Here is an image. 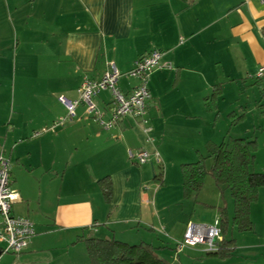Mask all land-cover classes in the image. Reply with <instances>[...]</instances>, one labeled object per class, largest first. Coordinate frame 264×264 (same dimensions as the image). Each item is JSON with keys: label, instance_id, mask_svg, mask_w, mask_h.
Here are the masks:
<instances>
[{"label": "crops", "instance_id": "0c3cea01", "mask_svg": "<svg viewBox=\"0 0 264 264\" xmlns=\"http://www.w3.org/2000/svg\"><path fill=\"white\" fill-rule=\"evenodd\" d=\"M153 50L164 56L149 80L147 125L127 117L105 130L81 105L73 122L33 138L66 116L60 96L76 100L85 78L101 79L110 64L126 74ZM263 64L264 0H0V157L10 159L20 195L13 213L36 230L21 256L1 255L0 264H91L84 242L91 238L149 244L169 263L182 264L185 252L189 264L194 255L218 260L203 247L176 251L190 222L221 218L208 213L196 221L195 202L183 197L181 166L205 156L209 143L227 141L222 120L229 131L243 124L242 106L225 117L219 102L227 85L248 84ZM19 67L37 78L34 97L17 98ZM139 84L123 77L118 86L130 94ZM31 101L38 106L28 114ZM95 102L106 109L112 95L102 92ZM140 150L158 152L161 161L136 165L129 152ZM105 178L110 201L101 190ZM225 206L232 217L234 203ZM253 224L240 234L264 238V225L258 235Z\"/></svg>", "mask_w": 264, "mask_h": 264}, {"label": "built area", "instance_id": "2783aa9c", "mask_svg": "<svg viewBox=\"0 0 264 264\" xmlns=\"http://www.w3.org/2000/svg\"><path fill=\"white\" fill-rule=\"evenodd\" d=\"M163 56L162 51L153 50L141 57L134 68L126 74H122L115 64H110L109 70L101 79L85 78L80 86L78 99L59 97L60 104L67 112L66 116L59 118L50 129L36 132L33 138H39L50 130H58L73 122L81 105L86 107V114L105 130L115 129L127 117L135 118L147 125L148 101L151 98L149 80L152 73L163 67ZM123 77L135 79L140 84L130 94H125L118 86ZM255 78L264 82V64L258 68ZM102 92H110L112 95V102L106 109H101L95 102ZM151 130L146 126L147 133ZM129 157L138 166L147 165L154 158L158 162L161 161L158 152L151 153L148 150L130 151ZM11 170L10 159L2 154L0 157V254L21 256L36 236V230L29 219L15 216L13 213V207L20 200V195L12 188ZM223 241L220 219H217L214 225L190 222L184 240L178 242L176 251L181 253L186 248L203 247L205 253L216 254L221 251Z\"/></svg>", "mask_w": 264, "mask_h": 264}, {"label": "trees", "instance_id": "16d2710c", "mask_svg": "<svg viewBox=\"0 0 264 264\" xmlns=\"http://www.w3.org/2000/svg\"><path fill=\"white\" fill-rule=\"evenodd\" d=\"M218 88V87H217ZM215 89L213 98L219 93ZM258 141L250 138H229L221 144L209 143L207 154L199 155L195 163L181 166L183 176V197L186 201H197L207 177H211L224 198L229 192L234 203L233 216L227 207H221L220 226L224 235L221 251L208 256L229 259L235 253L237 243L227 236L232 225L239 233L254 231L251 207L259 200V192L264 188V173L252 171L256 162ZM211 161V167L208 162ZM159 184L162 177H156ZM101 190L107 200L112 196L109 178L100 181ZM91 264H170L159 257L157 249L149 244L130 245L117 240L91 238L84 240Z\"/></svg>", "mask_w": 264, "mask_h": 264}, {"label": "rangeland", "instance_id": "374dc122", "mask_svg": "<svg viewBox=\"0 0 264 264\" xmlns=\"http://www.w3.org/2000/svg\"><path fill=\"white\" fill-rule=\"evenodd\" d=\"M32 58V57H30ZM22 67H19L18 71V85L21 86L17 89V98L22 97H34L35 95L32 94L31 90L32 87L37 84V82L34 79H37L34 77V75L31 76V72L29 71V68H27L25 71H22ZM254 76V75H253ZM154 77V73L151 75V79ZM259 85L264 86V82L256 83L255 77L252 79H249L248 84H238L237 86H228L225 87V100H222L219 102V107L222 109V115L226 117L227 113L232 112L231 107H236V104L238 106H242L244 109V112L242 114H245V117L243 119V124H241L239 127L234 126L232 131H229L230 128L227 126H224L225 122L222 120L220 124L218 125V129H226V139L229 138H250L252 140L258 141V152H257V161L252 167L253 172L257 173H264V115L260 114V108L259 103H257L258 100V92H259ZM163 90V89H162ZM256 93V96H255ZM34 95V96H33ZM236 98H239L240 102L236 103L234 100ZM241 98V99H240ZM29 99V98H28ZM32 104L26 106V112L29 114L34 110L33 108L37 107L38 105L31 101ZM150 100L148 101V103ZM214 108V106L212 107ZM228 111V112H227ZM241 114H239L240 116ZM226 119V118H225ZM226 122L231 123V119H226ZM218 143H221L223 141V137L221 139H217ZM12 181V178H11ZM214 180L209 176L207 177L204 187L200 193V196L197 201L195 202L196 207V214L195 218L196 221H202V218L207 216L209 213L210 215H214L215 213H220V210H218L221 207H224L225 205H230V209H232V198L230 196L229 192H225V197L223 198L222 193L218 190L216 185L214 186ZM261 200H259L257 203L253 205L252 211H253V221L257 224V234L261 235V228L262 225H264V189L261 191ZM216 202L214 204L213 202ZM204 202H209L211 206H208ZM221 202L222 205L218 206L217 209V203ZM219 211V212H218ZM198 213H202V217L199 216ZM218 214H216L217 216ZM220 216V215H219ZM210 220V219H209ZM211 222V221H208ZM214 223V218L212 220ZM207 224V223H205ZM228 238H233V236L237 239V248L235 250V253L233 256L229 259H218V260H211L210 262L207 261L208 258L204 255L203 258L199 257L200 260H198V256H189V259L192 261V264H264V238L258 239L255 238V232L249 233V234H240L236 230L232 229V225L229 226L228 230ZM183 239L180 241L182 242ZM256 247V248H255ZM188 249V248H186ZM188 255L187 252H185L183 255L179 256L180 261L182 264H189L187 262H190L188 259L185 260V257ZM170 260V259H169ZM170 263L173 264H180L179 261L173 262V260H170Z\"/></svg>", "mask_w": 264, "mask_h": 264}, {"label": "water", "instance_id": "95a60500", "mask_svg": "<svg viewBox=\"0 0 264 264\" xmlns=\"http://www.w3.org/2000/svg\"><path fill=\"white\" fill-rule=\"evenodd\" d=\"M0 256H1V254H0Z\"/></svg>", "mask_w": 264, "mask_h": 264}]
</instances>
